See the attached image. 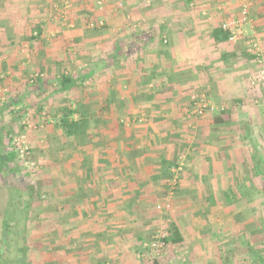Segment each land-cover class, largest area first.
I'll return each instance as SVG.
<instances>
[{
	"label": "crops",
	"instance_id": "0c3cea01",
	"mask_svg": "<svg viewBox=\"0 0 264 264\" xmlns=\"http://www.w3.org/2000/svg\"><path fill=\"white\" fill-rule=\"evenodd\" d=\"M96 8V29L101 28L98 22L106 26L104 17L109 12L125 11L121 22L110 23L116 28L108 47L102 44L105 38H95L99 39V47H106L100 49L99 56L111 63L110 84H97V77L109 70L105 64L89 69L79 79V85L72 88H82L93 80L98 86L95 90L109 92L110 115L91 118L79 110L89 122L109 123V127L94 129V137L99 141L90 145L84 143L85 137L78 138L83 140L81 143L62 131L59 136L64 139L60 136V145L50 139L52 144L48 140L37 143H45L44 148L34 149L40 165L62 163L57 183L61 189L55 193L51 181L53 193L50 195L51 189H45L52 196L45 201V211L28 210V216L36 222L26 228L33 236L23 246L34 252L45 248L43 264H145L143 245L163 221L165 225L174 224L182 237L181 244L169 245L167 250L170 254L182 251L191 264H209L212 257L207 249L213 247V239H218L213 235L221 233L227 240L235 229L230 249L245 246L246 234H253L249 241L253 243L259 226L253 225V220L245 223L242 219L246 216L239 211H232V217L229 211L223 212L224 206L248 201L249 195L244 196L245 182L237 178L238 184L228 183L215 165H229L223 167L228 171L231 165L261 164L262 143L253 139L254 133L246 128L231 127V115L216 111L196 118L189 109L193 93L225 106L231 114L242 110L245 103L260 102L257 98L261 88L249 81L257 71L256 56L245 50V45L251 40L264 41V2L253 1L248 23L241 28L235 43L219 44H215L212 31L226 22L220 15L179 21L175 19L178 13L174 18L166 13L164 18L151 22L141 13L150 9L148 0H99ZM237 10L230 13L237 17ZM15 66L10 67L16 70ZM39 88L37 84L36 90ZM101 101L99 98L103 105ZM19 103L14 99L8 104ZM13 120L4 125L0 118V156L10 153L3 129L10 128ZM13 165L10 162L3 167V178L14 173ZM174 180L177 181L173 183L172 209L167 214L158 207L168 194V183ZM6 189L5 183L0 182L1 211H6ZM35 194L25 195L21 201L25 203L28 197L31 203L39 201V193ZM49 202L56 205L52 207ZM38 218L44 219L37 221ZM225 218L227 224L236 222L231 231L224 227L221 231L211 229ZM240 234L241 240H236ZM1 250L5 264H14L6 250ZM35 253L30 264L38 257ZM165 257L162 262L172 261Z\"/></svg>",
	"mask_w": 264,
	"mask_h": 264
},
{
	"label": "rangeland",
	"instance_id": "374dc122",
	"mask_svg": "<svg viewBox=\"0 0 264 264\" xmlns=\"http://www.w3.org/2000/svg\"><path fill=\"white\" fill-rule=\"evenodd\" d=\"M97 1L99 0H0V109H2L0 110V118L4 125L7 124V121L14 119L9 125L10 128L5 126L3 129L4 141L9 151L14 150L12 145L14 138L24 141L29 150V154L25 155L24 159L16 155V162H12L14 163V173L12 175L3 178L0 174V182L5 183L7 186V203L4 207L6 211H1L3 207L0 206V252H2V248L3 251L6 250L5 252L11 257L10 259L14 264H30L29 261L33 263L31 255L35 252L38 257L35 259L34 264L44 263L45 248L41 247L34 252L23 246V242L27 241L29 243V239L33 236L26 228H31L36 222L31 216H28V210L38 209L45 211L47 204L45 201L47 198L52 197L50 195L53 193L50 188L51 181L54 182V189L57 190L55 193H58L61 189V186L57 185V183L61 179L62 163L50 166L40 165L34 149L43 147L45 143L39 145L37 143L43 140L44 142L48 140L51 143L50 140H53L54 143L61 144L64 138L61 135L63 139L59 136L58 121L61 111L66 107L78 111L81 110L87 114V117L91 118L102 114L110 115V107L108 105L109 92L102 88L95 90L94 87L97 85L93 84V80L88 82L90 85L86 83L84 87L77 86L78 88H72L69 92H58L59 87L56 84L61 75H69L79 80L87 71L89 72V69H99L105 64L109 70L105 71L104 76H98L96 80L97 84H101L100 81L103 82V85L106 84L103 87H107L110 84L109 65L111 63H106V60H109L108 58H100L99 55L102 53L100 49L108 47V42L114 37L113 32L115 30L113 29L116 27L110 26V23L121 22V19L125 16L123 15L125 11L119 14L109 12L110 14L104 17L106 26L96 29V22L94 21L99 17V10L96 8ZM148 1L150 2V9L141 11V13L143 12V17H146L151 22H157L160 18H164L166 13L173 18L174 14L178 13L175 19H179V21L185 20L187 17L203 20L215 14L220 15L221 20L224 22L236 16L230 13L231 10L236 12L235 9L240 7L239 0H214L210 1V3H208V0ZM247 1L250 8L255 0ZM262 1L264 2V0ZM191 3L193 4L191 5ZM123 5H125L124 2ZM145 12H147L146 15H144ZM237 13L239 14L238 10ZM91 23L93 27L90 26ZM37 29L40 31L39 34ZM99 37L105 38L102 43L107 44L105 48L99 47L100 43L97 42L99 39L95 40V38ZM258 44L264 57V41H260ZM245 46V50H247V45ZM99 59L105 60V63L99 62ZM13 64L16 65V70L10 67ZM261 66H264V63ZM260 68L256 62L257 71L255 78L249 80L261 88L258 89L260 92L258 94L259 98H257L260 99V102L254 104L245 103L242 110L233 111V114H231L230 110L225 109V106H223V110H218L217 112L231 115L230 119L233 118L234 121L229 124L235 130L246 128L247 131L254 133L255 138L253 139H256L258 143H262L260 152L262 163H264V87L257 81ZM39 79H41V82ZM37 84H40L39 90H36ZM122 92V96L125 95V91ZM197 95V93H193L191 99ZM99 98L102 99L103 105L99 104ZM14 99H17L20 103L15 106L8 104ZM28 105H31V107ZM4 106L6 107L4 108ZM215 106L220 108L222 105ZM237 108L240 109L238 106ZM189 112H191L190 109ZM73 118L77 119V115H74ZM28 125H30V128H27ZM108 125L109 123L89 122L88 131L90 134L85 136L84 143L90 145L98 142L99 140L94 137L96 136L94 135V129H107ZM234 128H231V130ZM77 140L81 143L83 142L81 139ZM215 166L220 177H224L228 183L236 185L238 184L237 178H239L243 179L246 184L245 187H249L247 189L249 197L246 203H237L234 207L227 208L224 206L223 210L225 211L223 212L228 214L227 211H229L232 217L234 211H239V213H244L243 215L246 216L245 219H242L245 223L253 220L251 222L253 225L264 226V207L260 205L262 201L261 189L264 181L259 177L253 176V165H231V169L228 171L223 167H228L229 165ZM176 181L174 180V182ZM174 182H171L170 185L168 183V192L170 189L173 191L172 184ZM248 182L249 184L247 185ZM46 188L51 189L50 195L45 192ZM35 193H39L40 199L39 201L37 200L38 202L32 201L31 203L29 201L30 197L27 198L25 203L21 201L22 197L25 199V195L33 196ZM49 203H51L52 207L56 205L53 202ZM161 206L162 203L159 207ZM171 209L170 206V209L165 212L169 214ZM43 219L38 218L37 221H42ZM224 221H228V219H220L219 225L216 223V227L213 225L211 229L214 228L216 231H221L224 227V229L230 230L236 225V222L232 223L230 221L231 223L228 222L227 224ZM163 222L159 224L160 227L167 229L168 224L165 225V221ZM234 232H236L235 229L230 232V236L226 237L228 241L224 240L225 235L221 236V233L213 235L214 238L218 239H213V244H211L213 247L211 246V248L207 249V252L211 254L210 257H212L208 260L211 262L209 264H245L246 262L242 261L246 259L252 261L254 260L252 258H256L261 254V251H264V231L262 234L256 235L254 240L252 239L253 243H246L245 246L241 247L236 245L235 247L237 248L230 249L231 246L229 244L234 239L232 237H235L233 235ZM242 236L241 234L237 235L236 240H241ZM22 237L24 240L21 239ZM2 239L7 241L6 244H4L5 242ZM16 249L21 253L16 254L17 251H14ZM181 255L184 256L182 251L170 254L169 250H166L167 257L165 258L172 260L170 263L166 262V264H175L177 256ZM6 257L5 259L7 260ZM186 260L188 264H191L188 259ZM0 264H5L4 259L1 257Z\"/></svg>",
	"mask_w": 264,
	"mask_h": 264
},
{
	"label": "built area",
	"instance_id": "2783aa9c",
	"mask_svg": "<svg viewBox=\"0 0 264 264\" xmlns=\"http://www.w3.org/2000/svg\"><path fill=\"white\" fill-rule=\"evenodd\" d=\"M240 7H239V14L234 19L228 20L224 22L220 28L229 33L228 42L235 43L237 41L238 36L241 35V28L243 25L248 23V11H249V3L247 0H239ZM100 5V3H98ZM93 27L92 23L90 24ZM98 26H103L102 22H98ZM247 50L250 53H253L256 56V62L259 65L260 71L258 72L257 81L264 87V66H261L264 63V57L262 51L259 47L257 41H249L247 43ZM253 83V82H252ZM192 107L190 114L194 117H202L206 113H212L218 110H223L222 107H217L210 101L205 100L204 97L196 96L192 98ZM27 128H30L28 125ZM12 145L14 146V151L16 152L17 156L21 159H24L25 155L29 154L28 147L26 143L21 139L14 138L12 140ZM174 182V181H173ZM173 185V184H172ZM174 186V185H173ZM172 196V189L168 192L163 204L158 209L169 210L170 209V201ZM166 228L164 227H157L152 237L143 245L144 252L143 257L144 260L147 262L146 264H166V262H162L163 256L166 255L167 246L165 245V238ZM175 264H188L184 256H177V260Z\"/></svg>",
	"mask_w": 264,
	"mask_h": 264
},
{
	"label": "trees",
	"instance_id": "16d2710c",
	"mask_svg": "<svg viewBox=\"0 0 264 264\" xmlns=\"http://www.w3.org/2000/svg\"><path fill=\"white\" fill-rule=\"evenodd\" d=\"M37 31L39 34V32H40L39 29H37ZM212 35H213L215 44L227 42L228 38L230 36L228 32L223 31L220 27L214 29L212 31ZM79 81L80 80L74 79L69 75H61L59 77L58 81L56 82L57 86L59 87L58 92H69L74 85H76V84L79 85ZM74 115H77V119L73 118ZM58 126L60 128V131H62V133L66 137H72V138L78 139V138L85 137L87 135V131L89 128L88 127L89 121L83 113H80L78 110L71 109L70 107H66L60 113ZM16 155H17L16 152H14V150H13V151H10L9 154H5V155L0 156V172L3 171L4 166L8 167V164L10 162H13V160L16 158ZM3 164H5V165H3ZM252 170H253V176L259 177L261 180L264 181V163L258 164L256 162L255 165H253ZM248 184H249V182L247 183V185ZM247 189H249V187L246 186L245 191ZM261 191H262V201H261L260 205H262L264 207V184H263ZM248 195L249 194L246 191L244 193V196H248ZM259 228H260L259 229L260 231H258V235L263 233L264 226H262V227L260 226ZM166 232H167L166 233L167 236H166L164 242H165V245L167 247L169 245H179L182 243V237H181L177 227L174 224L169 223L168 227L166 229ZM245 236H246L245 237L246 243L247 244L250 243L249 241L251 240V237L253 236V234H248V235L246 234ZM252 259H254V260L248 261L246 259L242 262H246L245 264H264V251H261L260 255H258L256 258L254 257ZM146 263L147 262L145 261V264ZM239 264H241V263H239Z\"/></svg>",
	"mask_w": 264,
	"mask_h": 264
}]
</instances>
